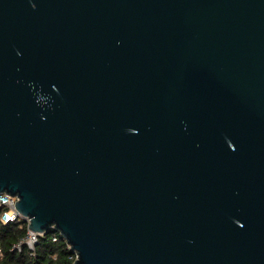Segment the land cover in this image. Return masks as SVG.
Masks as SVG:
<instances>
[{"label":"water","instance_id":"1","mask_svg":"<svg viewBox=\"0 0 264 264\" xmlns=\"http://www.w3.org/2000/svg\"><path fill=\"white\" fill-rule=\"evenodd\" d=\"M0 193L72 264H264V0H0Z\"/></svg>","mask_w":264,"mask_h":264},{"label":"trees","instance_id":"2","mask_svg":"<svg viewBox=\"0 0 264 264\" xmlns=\"http://www.w3.org/2000/svg\"><path fill=\"white\" fill-rule=\"evenodd\" d=\"M52 234L45 233L38 237L33 252L26 247L19 252L13 251V246L26 235L25 222H0V264H72L74 255L64 240L57 236L53 242Z\"/></svg>","mask_w":264,"mask_h":264},{"label":"built area","instance_id":"3","mask_svg":"<svg viewBox=\"0 0 264 264\" xmlns=\"http://www.w3.org/2000/svg\"><path fill=\"white\" fill-rule=\"evenodd\" d=\"M16 200L17 199L15 197H11L5 193H0V222L2 224L22 221L21 216L18 214V212L15 209ZM42 235L43 234L40 235L34 234L26 229V235L13 246L12 250L19 252L22 249V247H26L28 251L33 252L38 237ZM57 236H58L57 233L52 234L53 242L56 241ZM0 255H1V251H0Z\"/></svg>","mask_w":264,"mask_h":264}]
</instances>
